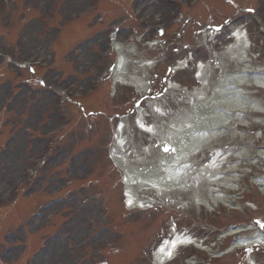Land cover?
Returning a JSON list of instances; mask_svg holds the SVG:
<instances>
[{"label":"rangeland","instance_id":"374dc122","mask_svg":"<svg viewBox=\"0 0 264 264\" xmlns=\"http://www.w3.org/2000/svg\"><path fill=\"white\" fill-rule=\"evenodd\" d=\"M89 5L95 8L90 14L72 21L64 29L60 28L62 32L64 30L65 40L58 45L55 59L50 56L42 59L45 39L55 29L58 30L62 20L72 19ZM0 7V21L5 24L6 31L19 32L16 59L42 64V69H36L40 77L28 72L26 75V68L19 70L22 77H19L17 87L14 83L15 68L8 65L0 70V128L4 127V122L7 125L6 133L0 136V189L4 187L6 178L10 182L11 177L16 178L22 165L29 166L36 161L51 127L58 129L60 124L70 127L61 143L51 152L53 157L50 160V156L43 157L49 161L44 169L37 172V178L31 185L33 188L26 190L29 193L40 188V194L24 197L12 210L10 208L14 204H9L14 201L0 209V221L10 213L7 222L20 221L33 209L38 214H29L14 233L7 231L12 235L7 234L0 239V264H27L37 251L30 264H154L152 253L161 240L168 237L172 228L179 235L196 240V247L201 241L212 246L216 239L212 250L218 258L208 263L204 260L207 254L190 245L181 248L177 257L165 264H264V246L245 248L237 244L241 239L251 240L255 236L253 218H264V197L258 193L257 187L249 188L236 209L227 213H218L219 208L212 212L207 205L198 204L199 199L192 191H177L171 197L173 190L168 184H173V176L159 166L164 153L162 145L156 138L142 134L135 123L139 111L146 117L153 110L149 107L153 102L158 103L165 114H170L167 120L162 121L150 113L154 116L148 121L157 123H154L157 127L180 117L183 108L194 117L195 112L188 104L192 103L190 92L201 91L193 90L201 86L194 78L199 61L209 67L208 77L212 74V86L219 84L225 71L220 65L229 66L226 62L228 54L223 50L232 41L230 31H234L233 27H238L245 34V41L251 43L252 51L256 54L262 51L264 39L257 33L255 23L264 28V0H0ZM180 11L182 14L176 21ZM150 19L157 23V27L166 28V35L152 49L145 43L151 32L145 28L149 26L144 25V21L150 22ZM113 26L118 28L117 40L131 45L127 39L130 34L134 37L132 41L138 42L137 52L127 57V70L134 67V62L150 61L147 73L149 96L143 97L132 87L115 86L113 77L102 88L95 89L101 68L110 62V59L106 63L102 61L101 54L108 38H104V34ZM0 35L5 33L0 31ZM1 38V52H9L16 42ZM186 58L195 59L192 67L170 76L182 88L166 90L163 78L168 67H174L178 60ZM247 59H251L252 67L260 64V58L258 63L252 61L253 52ZM238 67L240 65L231 64L228 74ZM27 77L28 83L36 88L27 85ZM10 82H13V90H10ZM184 86L188 90H183ZM248 89L253 93L243 96L242 104L257 105L264 111V89ZM57 93L69 96L73 101L72 110L65 104L66 107L60 105L56 112L55 105L59 102ZM64 108L65 111H62ZM65 113L67 116H62ZM123 121L127 124L123 151L128 165L136 174L144 169L150 172L143 180L146 184L150 183L148 177L153 176L154 181H164L167 185L164 193H168V197L145 193L147 186H133L136 198L144 201L139 204L144 209L127 205L121 172L115 171L103 157L104 151L112 145L117 125ZM236 123L249 124V127H239L244 130L242 133L235 129V125L231 126L235 136L229 133L230 138L225 134L219 145H212L211 148L222 150L220 160L231 156L220 167L223 172L236 168L227 175L221 174L220 181L229 183L233 180L240 184L248 175L264 180V174L256 173L254 163L250 162L252 153L256 151L254 147L264 144V114H247ZM180 137L186 140L183 135ZM215 153L205 151L193 158L194 170L199 169L203 162L207 163L210 155L213 157ZM236 155H242L249 162L243 158L235 159ZM141 158L144 160L141 161ZM169 165L173 166V163ZM188 173L191 171H185L182 178L187 179ZM201 174L202 178L207 177L206 173ZM197 179L198 174H194L188 183L194 184ZM212 188L217 189L219 194L222 191L232 192L227 188L207 185L206 191L202 190V197L208 200ZM38 195L44 196L42 201L49 198L50 206L41 204L33 208ZM75 227L78 228L76 231ZM234 229H240L241 233L220 241L222 233ZM86 231L93 236L88 246L79 251L78 243ZM31 232L36 233L35 236H31ZM25 244L26 248H23ZM8 249L13 250L12 256L5 257L4 251ZM19 252L22 254L15 263ZM71 252H74L73 257L68 259Z\"/></svg>","mask_w":264,"mask_h":264},{"label":"bare ground","instance_id":"6f19581e","mask_svg":"<svg viewBox=\"0 0 264 264\" xmlns=\"http://www.w3.org/2000/svg\"><path fill=\"white\" fill-rule=\"evenodd\" d=\"M233 36L235 39L233 40V43L229 44V46L225 49V53L228 54L226 55L227 60L226 62L230 63L232 60L235 58L238 64L243 62V49H244V43H243V36L240 33L239 29L234 30ZM117 51L120 52L121 50V45L119 43L116 44ZM126 48L123 50V55L119 53V61L117 63L116 69L114 70V78H115V84L119 85H128L135 87L136 90H146V82H147V75L144 74L142 77L137 76L139 73V68L148 70L150 67L149 63H139L134 67L132 71H127V61L124 59L123 56H126ZM128 53V52H127ZM239 59V60H238ZM182 64L180 63V66ZM223 66V75L221 76V80H219V84H216L215 86H212L209 84V81L211 79L208 78L207 76V71L208 69L206 66L202 67L200 69V74L201 76L198 77L200 81H202V86L199 88L198 91L196 92L197 94H192L191 97L193 101H197L198 104H193L192 107L195 109V112H197V115L195 117L189 118V119H178L172 121L169 126L166 125L164 128H152V127H146L145 122L142 119H138L139 125H143L141 127L145 133H148L152 137H157L161 136L162 139V145H169L170 146V151L168 152V155H164L162 157V162L159 164L161 170L165 171V173H169L170 175H174L175 173L171 168H168V165L170 163H174V165L180 164V171H186L188 168L182 167V161L184 160H190L192 158V155L195 153V151L202 150L206 148L207 140L206 139H215L217 141L218 139L223 138V125L220 127L216 125V123L209 124L208 121L211 122H218V121H229V124L235 123V121L239 120L238 117H241L242 115H246L248 112H264L261 111L257 105L253 104H246L240 106L239 103L242 104V100L239 98H235L233 96H236L237 94L243 92L246 93L248 92V85L249 83L245 84L242 86V84H239V81L243 82L244 79L249 78L251 82L254 80L258 85H261V82L258 77H249L243 74H228V65L227 64H222ZM248 68V67H244ZM147 73V72H146ZM248 80V82H249ZM145 81V82H144ZM231 83H236L235 85H231ZM207 84V85H206ZM170 89L171 90H177L180 88V85L175 83V82H170L169 83ZM245 87V88H243ZM230 96V97H229ZM226 100H223L225 99ZM224 102H221V101ZM238 104L239 109L237 112V117H233L234 114H225L224 107H234L235 104ZM198 107H202V109L198 110ZM205 109V110H203ZM201 111V112H200ZM236 111V110H235ZM259 114V113H258ZM231 115V116H230ZM208 119V120H207ZM229 119V120H228ZM146 120V118H145ZM147 122V121H146ZM208 122V123H206ZM233 122V123H232ZM224 125H227V122L223 123ZM213 125V126H209ZM234 125V124H233ZM228 126V125H227ZM222 128V130H221ZM206 130V133H202L200 135L194 134L191 132V130H194L195 132L197 130ZM125 131V125L124 123H120L116 134H115V144L113 149V156L118 164V166L125 172L126 180H127V192L131 195V198L133 199V186H147L145 190H152L155 189L156 192L159 194V196H165L168 197V193L164 195V191L166 190V185L165 182L160 181L156 182L154 181L153 176H149L150 180H148L150 183L146 184L143 180L146 176L149 175V171L144 169L142 173L136 174L135 171L132 169L130 165L127 163V158L126 156L122 153V148L124 147V139H123V134ZM177 134H175V132ZM181 135L185 137L186 140L181 139ZM193 137V138H192ZM197 138V139H195ZM202 139V140H200ZM200 140V141H199ZM212 143V141H211ZM209 146V145H208ZM148 149V148H147ZM171 149H174L172 151ZM221 154V152H219ZM260 155L264 156V151L260 152ZM137 156H140L137 154ZM222 154L219 155L216 153V155L208 161L207 164L202 165L197 171H191V174H198V179L194 180V184H188L189 180L182 179L181 183L175 182L174 180L177 179V177L174 175V177L171 179L173 184H168L171 186L172 192L170 194L173 197V194L176 193L177 191L179 192H186V191H192L196 194L198 203L201 202V204H211V202H214V204L219 203L223 199L224 196L216 193L215 189L212 188V190L209 191V199L203 198L202 195H204L203 191L207 189V185H212V186H217L216 183H219L217 179H213V177L216 175H220L223 173L226 175V172H223L222 161L220 160ZM242 155H236L235 158L239 159L241 158ZM144 159L141 158V161ZM193 170L194 168H190ZM228 171V170H227ZM204 172L207 174H210V177H205L202 178L203 175L200 173ZM220 172V173H219ZM228 173V172H227ZM214 175V176H213ZM201 180L200 183L198 180ZM221 179V178H220ZM219 179V180H220ZM259 185L261 188L264 190V180H258ZM186 182V183H185ZM197 182V185H196ZM173 188V189H172ZM138 189H141L140 187ZM203 190V191H202ZM131 199V200H132ZM136 203V202H133ZM132 205V202H130ZM78 228L75 227V231ZM176 233L173 232V234L169 238L163 239L161 244L158 245L157 249L153 253V261L156 264H164L167 261H170L174 259L177 256V253L180 251L181 247H184L190 243V239L186 238L184 236L180 235H175ZM238 246H242L245 248H252V246L255 245H262L264 246V235L262 234H256L253 239L251 240H245L241 239L238 241Z\"/></svg>","mask_w":264,"mask_h":264},{"label":"snow or ice","instance_id":"6c2138e0","mask_svg":"<svg viewBox=\"0 0 264 264\" xmlns=\"http://www.w3.org/2000/svg\"><path fill=\"white\" fill-rule=\"evenodd\" d=\"M141 127H143V125H141ZM165 152L170 150V146L169 145H164V149ZM172 151H174V149H171Z\"/></svg>","mask_w":264,"mask_h":264}]
</instances>
